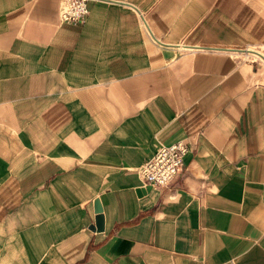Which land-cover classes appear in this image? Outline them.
<instances>
[{"label":"crops","instance_id":"crops-1","mask_svg":"<svg viewBox=\"0 0 264 264\" xmlns=\"http://www.w3.org/2000/svg\"><path fill=\"white\" fill-rule=\"evenodd\" d=\"M62 1L0 0V264H264V0Z\"/></svg>","mask_w":264,"mask_h":264},{"label":"built area","instance_id":"built-area-1","mask_svg":"<svg viewBox=\"0 0 264 264\" xmlns=\"http://www.w3.org/2000/svg\"><path fill=\"white\" fill-rule=\"evenodd\" d=\"M88 0H63L59 17L62 22L82 24L88 13ZM187 146L182 140L161 146L139 169L143 181L156 187H165L180 171Z\"/></svg>","mask_w":264,"mask_h":264},{"label":"water","instance_id":"water-1","mask_svg":"<svg viewBox=\"0 0 264 264\" xmlns=\"http://www.w3.org/2000/svg\"><path fill=\"white\" fill-rule=\"evenodd\" d=\"M95 212L97 215L95 217L94 227H92V228L95 230H101L102 229L101 207L97 201L95 202Z\"/></svg>","mask_w":264,"mask_h":264}]
</instances>
